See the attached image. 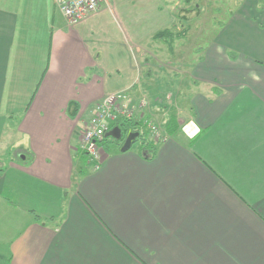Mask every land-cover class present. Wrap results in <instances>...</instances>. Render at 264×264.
<instances>
[{
    "label": "crops",
    "instance_id": "crops-1",
    "mask_svg": "<svg viewBox=\"0 0 264 264\" xmlns=\"http://www.w3.org/2000/svg\"><path fill=\"white\" fill-rule=\"evenodd\" d=\"M111 3L69 26L51 0H0V264H264V0L238 3L254 9L196 62L177 44L190 17L169 49L154 36L183 31L176 12L103 29ZM109 94L147 142L155 121L200 133L153 142L150 159L112 138L94 168L79 142Z\"/></svg>",
    "mask_w": 264,
    "mask_h": 264
},
{
    "label": "rangeland",
    "instance_id": "rangeland-1",
    "mask_svg": "<svg viewBox=\"0 0 264 264\" xmlns=\"http://www.w3.org/2000/svg\"><path fill=\"white\" fill-rule=\"evenodd\" d=\"M241 1L244 0H162L157 1L156 0H126V2H122V4L116 3L114 0V4L111 3L108 7L109 11H106L104 8V16L102 20L99 22L98 26L101 28L107 27L108 20L114 21L118 25H121V20L124 16V14H131L132 16L134 14H137L141 16L142 13H147L149 9L155 8L156 6H161L164 8L165 11H172L173 15H185L191 18L190 20V35L188 34L184 39L178 40V50L185 51V48H188L190 54V59L192 61H198L197 57L201 54L200 51L205 49L210 44H216L217 39L219 40V30H222V26L224 24H228V21L231 20V15L236 14L240 7H244V12H248L250 9H254L250 7V5H240L238 3H241ZM119 2V0H118ZM161 3V4H159ZM241 9V8H240ZM176 12V13H174ZM186 17V18H188ZM251 19L253 18V15L250 16ZM241 18H247L246 14L241 15ZM177 30L181 31L184 26H186L184 21L182 19H178L177 21ZM186 22V21H185ZM114 24V23H113ZM112 28V27H107ZM191 48L194 51L192 54ZM140 52L141 49L139 48ZM140 52H136L135 55L137 56L138 60L140 59ZM140 54V55H139ZM160 56L161 59L159 58ZM166 55L160 54L157 56L158 61L162 62L164 60L163 57ZM188 58V57H187ZM186 59V55L178 54V60H184ZM187 59V63L190 62ZM155 62V60H153ZM157 62V64H160ZM180 63V61H179ZM179 71H181L179 69ZM185 69H183V72ZM141 64H140V73H141ZM165 75L163 73L159 74V77H164ZM160 87V97L159 101L163 104H170L174 103L175 97L174 93L171 90L170 86L168 85H161ZM174 89V88H173ZM170 95L172 98L170 99ZM175 104V103H174ZM160 121V119H159ZM163 121V120H162ZM156 122V123H155ZM152 122L154 126H156L161 133L163 132V126L160 124V122ZM162 123V122H161ZM187 123L184 122L181 125ZM181 132V128H180ZM149 133V132H148ZM165 134V133H164ZM150 136V133H149ZM142 139H147V137H141L138 138L135 144H139ZM109 141H114L112 138L108 139ZM120 143V141H118Z\"/></svg>",
    "mask_w": 264,
    "mask_h": 264
},
{
    "label": "built area",
    "instance_id": "built-area-1",
    "mask_svg": "<svg viewBox=\"0 0 264 264\" xmlns=\"http://www.w3.org/2000/svg\"><path fill=\"white\" fill-rule=\"evenodd\" d=\"M103 0H51L59 10L65 22L69 26H75L84 22L89 16L96 13ZM130 118L132 111L120 107L115 94L103 97L94 108V114L89 119L80 138L79 146L88 157L89 162L93 163L94 168H98L101 163L102 149L99 142L108 132L109 122L116 121L119 117ZM147 131L154 142H165L168 140L166 134L154 126L146 123ZM181 132L188 138L193 139L200 129L196 123L189 121L181 126Z\"/></svg>",
    "mask_w": 264,
    "mask_h": 264
},
{
    "label": "trees",
    "instance_id": "trees-1",
    "mask_svg": "<svg viewBox=\"0 0 264 264\" xmlns=\"http://www.w3.org/2000/svg\"><path fill=\"white\" fill-rule=\"evenodd\" d=\"M179 19H182L184 21V23H189V19L187 20V18H186L185 15L180 16ZM182 29H183V31L180 32V33H178V34L170 33L167 30L162 31V32H158L154 36V38L155 39H159V40H163L167 44V46L169 47V49H170L171 48V43H172L173 39H175V38L180 39L181 37H183L185 35V33L187 32V29H189V26H184ZM72 106H76V105L74 103L69 104V108L72 107ZM130 119L131 118H127V117H124V116L119 117L116 121H114L112 123V125H110V128H108V131H110L111 129H113L115 127L120 128L121 133H122V136H121V139L119 141H121L126 136V134H128L130 132H133V133L138 134L137 139L138 138H141V137H147V139H142L140 143H142V146H143L142 147L143 148V155H145L147 157V159H150L154 155V150L152 148V143L154 141L151 140V138L149 136V138H150L151 141L150 142H147L148 136L146 135V133L143 134L144 132H143V129L142 128H144V127L137 128L134 124H132V122H131ZM179 128H181V127H177L175 125L174 121L171 120V121H169L165 125V127L163 128V132L167 136L170 137V135L173 132L180 131ZM108 139H109V137H106L105 136V137H103V139L99 143H103L105 141H109ZM137 139H136V141H137Z\"/></svg>",
    "mask_w": 264,
    "mask_h": 264
},
{
    "label": "water",
    "instance_id": "water-1",
    "mask_svg": "<svg viewBox=\"0 0 264 264\" xmlns=\"http://www.w3.org/2000/svg\"><path fill=\"white\" fill-rule=\"evenodd\" d=\"M106 137L113 138L114 140H120L121 139V130L118 127L113 128L109 132L106 133ZM138 134L130 132L126 135L124 142L120 148V152H126L130 149L132 146L133 142L137 138Z\"/></svg>",
    "mask_w": 264,
    "mask_h": 264
}]
</instances>
